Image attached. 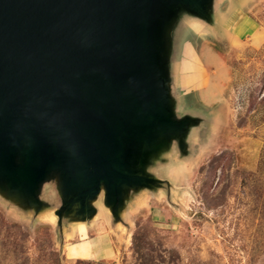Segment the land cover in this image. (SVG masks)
I'll use <instances>...</instances> for the list:
<instances>
[{
	"label": "water",
	"instance_id": "obj_1",
	"mask_svg": "<svg viewBox=\"0 0 264 264\" xmlns=\"http://www.w3.org/2000/svg\"><path fill=\"white\" fill-rule=\"evenodd\" d=\"M190 19L216 30L215 0H0L2 197L61 230L98 202L116 226L135 193L172 187L155 169L214 124L181 112L169 76ZM53 178L58 204L40 197Z\"/></svg>",
	"mask_w": 264,
	"mask_h": 264
},
{
	"label": "rangeland",
	"instance_id": "obj_2",
	"mask_svg": "<svg viewBox=\"0 0 264 264\" xmlns=\"http://www.w3.org/2000/svg\"><path fill=\"white\" fill-rule=\"evenodd\" d=\"M244 9L258 24V44L251 35L197 38L202 74L180 110L214 124L204 143L192 138L201 143L193 158L155 169L172 187L135 193L116 226L99 204L95 223L61 230L54 214L38 216L0 194V264H264V0ZM55 184L40 197L57 202ZM101 233L107 241L93 240V251L89 239Z\"/></svg>",
	"mask_w": 264,
	"mask_h": 264
},
{
	"label": "crops",
	"instance_id": "obj_3",
	"mask_svg": "<svg viewBox=\"0 0 264 264\" xmlns=\"http://www.w3.org/2000/svg\"><path fill=\"white\" fill-rule=\"evenodd\" d=\"M249 0H215V13L217 17L218 27L213 30L211 26H206L199 21L190 19L188 25L185 26L186 32L184 37L175 46L172 61L169 65V76L173 78V85L175 91L180 95L181 99L186 95H190L196 89L200 70V48L197 46V38L199 39L202 34L207 32L217 38L218 34H223L230 40H240L244 36H252L253 42L258 44L262 40V35L259 32L258 24L248 15L244 6L247 5ZM211 55V54H210ZM215 59L216 57L212 55ZM205 74L203 79L207 80L209 72L206 74V67L203 65ZM214 121L219 118L217 112L214 113ZM99 204L97 203L98 213L95 218L85 224H78V226L91 225L95 223L98 214L100 213ZM103 206V205H102ZM106 213L110 212L103 207ZM110 222H112L110 215ZM97 225V224H96ZM95 226V225H94ZM106 234V233H105ZM104 233L93 235L90 237V245L93 251H96L97 246L93 244V240L100 239L104 242L107 241V235ZM100 240V242H101Z\"/></svg>",
	"mask_w": 264,
	"mask_h": 264
},
{
	"label": "bare ground",
	"instance_id": "obj_4",
	"mask_svg": "<svg viewBox=\"0 0 264 264\" xmlns=\"http://www.w3.org/2000/svg\"><path fill=\"white\" fill-rule=\"evenodd\" d=\"M44 218H50V219H55L52 210L51 211H46L44 210L43 214L41 215Z\"/></svg>",
	"mask_w": 264,
	"mask_h": 264
}]
</instances>
